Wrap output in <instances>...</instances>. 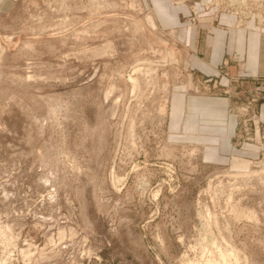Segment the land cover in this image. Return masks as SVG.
Segmentation results:
<instances>
[{"label":"rangeland","instance_id":"rangeland-1","mask_svg":"<svg viewBox=\"0 0 264 264\" xmlns=\"http://www.w3.org/2000/svg\"><path fill=\"white\" fill-rule=\"evenodd\" d=\"M173 3L264 31V0ZM183 54L136 0L0 10V264H264V75L190 73ZM185 89L228 99L245 164L172 129Z\"/></svg>","mask_w":264,"mask_h":264},{"label":"crops","instance_id":"crops-1","mask_svg":"<svg viewBox=\"0 0 264 264\" xmlns=\"http://www.w3.org/2000/svg\"><path fill=\"white\" fill-rule=\"evenodd\" d=\"M137 1L142 9L150 11L160 27L169 29L175 40L182 43L185 71L215 76L219 64L236 58L242 61L244 74L264 75V31L252 19L241 28L234 27L233 17L225 13H218L215 20L202 16L191 23L184 3ZM202 1L194 0L196 10H203ZM11 6L12 0H0V10ZM168 103L172 129L179 128L185 135L198 139L205 161L246 163L247 160L238 161V156H248L252 148L248 143L235 144L237 119L229 111L226 97L190 93L185 89L173 92ZM258 119L264 125V102L258 107Z\"/></svg>","mask_w":264,"mask_h":264},{"label":"built area","instance_id":"built-area-1","mask_svg":"<svg viewBox=\"0 0 264 264\" xmlns=\"http://www.w3.org/2000/svg\"><path fill=\"white\" fill-rule=\"evenodd\" d=\"M241 3V0H235V1H231V0H227L226 6L230 7V10H232L233 12L236 13V10L238 9V5ZM241 13V12H240ZM241 15H244V17H246L248 14L246 13H241L240 14V18L242 17Z\"/></svg>","mask_w":264,"mask_h":264},{"label":"bare ground","instance_id":"bare-ground-1","mask_svg":"<svg viewBox=\"0 0 264 264\" xmlns=\"http://www.w3.org/2000/svg\"><path fill=\"white\" fill-rule=\"evenodd\" d=\"M232 2L235 1V0H231ZM235 25H238L237 23Z\"/></svg>","mask_w":264,"mask_h":264}]
</instances>
